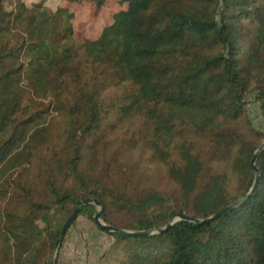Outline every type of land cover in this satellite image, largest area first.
<instances>
[{
  "label": "trees",
  "instance_id": "16d2710c",
  "mask_svg": "<svg viewBox=\"0 0 264 264\" xmlns=\"http://www.w3.org/2000/svg\"><path fill=\"white\" fill-rule=\"evenodd\" d=\"M106 1L58 0L51 10L0 0V263L49 264L79 200H97L106 225L145 231L177 214L210 217L253 185L264 131L247 104L264 118V0H119L126 9L79 40L72 6L91 3L97 16ZM124 83L134 92L120 114L148 125L169 187L99 148L102 93ZM45 99L50 113L35 103ZM256 167L249 197L208 223L102 231L113 242L98 264H264V150ZM96 212L84 206L67 231Z\"/></svg>",
  "mask_w": 264,
  "mask_h": 264
},
{
  "label": "rangeland",
  "instance_id": "374dc122",
  "mask_svg": "<svg viewBox=\"0 0 264 264\" xmlns=\"http://www.w3.org/2000/svg\"><path fill=\"white\" fill-rule=\"evenodd\" d=\"M37 1L39 0H22L27 7ZM44 2V5L51 10L58 4V0H44ZM72 7L75 8L72 9L75 16L72 21L75 36L79 40H84L96 38L103 26L111 21L114 13L126 9V4L120 3L119 0H107L97 16L93 14L94 7L91 3L77 4ZM254 84L251 85L250 92L254 90ZM133 92L134 87L129 83L112 84L103 91L102 102L105 113H103L100 130L103 146L99 148L107 157L116 155L120 161L136 166L152 184L160 188L169 187L170 181L164 165L152 157V151L147 142L150 135L148 125L137 115L122 117L120 114L121 107L127 104ZM249 99L247 109L252 124L264 131V118L261 115L259 103ZM35 103H39L40 109L47 108L48 113L51 112L52 106L47 99ZM46 124L51 126L49 133L52 136L56 129V121L52 120ZM38 225L41 228L44 226L40 222ZM112 242L113 238L98 230L93 221L85 216H78L61 241L55 264H98Z\"/></svg>",
  "mask_w": 264,
  "mask_h": 264
},
{
  "label": "water",
  "instance_id": "95a60500",
  "mask_svg": "<svg viewBox=\"0 0 264 264\" xmlns=\"http://www.w3.org/2000/svg\"><path fill=\"white\" fill-rule=\"evenodd\" d=\"M262 150H264V142L261 143L257 147V149L254 151L253 156H252L251 161H250V170L254 173V182H253V185H252L250 191L248 192L247 196L245 198L240 199L239 201H236L235 203L228 205L222 211H220V212H218V213H216L210 217H207L205 219H197V218H192V217L186 216L184 214H177L174 217H172V219L164 227L152 228V229H148L145 231H128V230L118 229V228H115V227L110 226V225H106L101 219L102 212H103L102 205L97 200H95L93 198H86V199L77 201L72 212L70 213L69 217L65 220V222L63 223V225L60 229V232H59V234L56 238V241H55V245H54L53 250L51 252L49 264H55L56 263V255H57V252L59 250V246L61 244V240H62L64 234L66 233L71 222L76 218L78 212L86 205H93L96 207L97 212L93 216V221L101 231H105L107 233L116 234V235H120V236H131V237L149 236V235H154L157 233H162L180 220L188 221V222H191L194 224L208 223V222L216 219L217 217L222 216V215L230 212L234 207H236L239 204H241L242 202H244L249 197L250 193H252L254 191L256 184L259 180V176H260L259 169L256 167V160H257L259 153Z\"/></svg>",
  "mask_w": 264,
  "mask_h": 264
}]
</instances>
